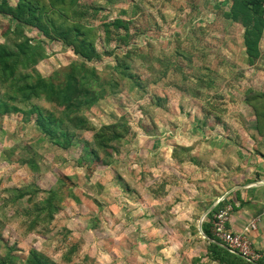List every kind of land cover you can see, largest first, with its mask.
I'll use <instances>...</instances> for the list:
<instances>
[{
  "label": "rangeland",
  "instance_id": "1",
  "mask_svg": "<svg viewBox=\"0 0 264 264\" xmlns=\"http://www.w3.org/2000/svg\"><path fill=\"white\" fill-rule=\"evenodd\" d=\"M228 1H79L80 20L98 28L99 57L88 65L102 72L123 50L145 55L132 65L145 88H121L84 112L96 128L117 123L127 129L110 163L87 164L91 132H75L68 145L56 146L36 130L33 116H0V257L7 246L21 259L35 249L56 264H217L208 255L209 261L202 260L208 246L195 228L200 214L186 229L165 213L181 198L203 194L191 193L188 185L202 173L199 167L211 166L205 158L215 159L218 135L234 121L230 111L228 116L233 102L222 93L231 92L233 73L245 60L237 47L242 27L223 16ZM116 18L129 26L127 45L121 29L103 32ZM7 26L0 16V43L11 44ZM24 33L48 55L33 67L42 76L80 61L37 29ZM231 48L235 56L227 53ZM152 167L161 169L154 180ZM13 188L54 191L58 210L52 220L39 219L31 228L46 193L13 201L6 192ZM167 189L173 203L165 198ZM26 209L29 216L22 214Z\"/></svg>",
  "mask_w": 264,
  "mask_h": 264
},
{
  "label": "trees",
  "instance_id": "2",
  "mask_svg": "<svg viewBox=\"0 0 264 264\" xmlns=\"http://www.w3.org/2000/svg\"><path fill=\"white\" fill-rule=\"evenodd\" d=\"M0 0V16L8 21L5 35L12 39L11 44L0 43V116L19 113L34 117V125L49 143L61 146L69 144L75 132H91L92 145H88L87 164L92 162L110 163L117 151L116 144L123 140L127 129L117 123L96 128L85 117L84 112L103 100L106 96L116 95L121 88L132 91L144 90L145 84L136 76L132 65L136 58L146 60V56L123 50L114 56L115 64L101 71L89 62L98 58L95 40L98 28L80 20V0ZM223 16L232 23L243 27V45L249 57H254L264 23V0H231L228 11ZM35 28L47 40L60 42L70 49L80 61H71L47 76H42L33 67L48 55L39 44L27 37L25 29ZM105 35L113 30H122L125 45L129 36L126 21L116 18L103 25ZM119 36V35H118ZM107 40V39H106ZM20 103L28 105L23 109ZM40 103V104H39ZM65 146V145H64ZM37 191L46 193L40 198L37 220L50 221L58 210L56 194L52 190L33 192L18 188L7 189L13 201H33ZM77 199V198H76ZM221 206L219 203L202 222L205 237L219 242L210 232L208 223L212 214ZM31 211L22 214L29 216ZM16 215H22L17 214ZM43 216V218H41ZM3 223L0 221V239ZM206 242H208L206 240ZM207 255L219 264H246L239 255L231 253L217 244L208 242ZM6 253L0 257V264H18L20 257L15 256L12 247H5ZM21 264H56L45 254L30 249ZM239 261V262H238ZM249 264V262H247Z\"/></svg>",
  "mask_w": 264,
  "mask_h": 264
},
{
  "label": "crops",
  "instance_id": "3",
  "mask_svg": "<svg viewBox=\"0 0 264 264\" xmlns=\"http://www.w3.org/2000/svg\"><path fill=\"white\" fill-rule=\"evenodd\" d=\"M227 3L230 6L231 0ZM234 24L239 26L237 23ZM243 31L242 27L240 42H243ZM237 47L244 57L245 64L242 68L234 70L231 92H225L224 89L222 93L224 99L230 98L233 102V108L230 110L229 107L228 110V116L230 111L234 118L233 124L227 126L226 130L224 126L221 134L218 135L215 159L205 158L204 161L207 164L210 162L211 166L199 167L198 172L202 173L196 178L194 185H188L191 193L200 191L203 194L197 197L193 195V199L189 200L185 198L186 201L181 198L175 202V205L169 207L168 213L165 214L169 215L168 217L172 219L170 221L175 226L186 229L192 228L195 217L200 214L195 228L203 237L205 235L202 233V223L199 229V220L205 212V205L210 203L208 204L210 206L218 200V204L221 203L220 207L230 205L232 211L227 223L230 230L239 232L248 223L256 222L255 228L249 233V238L254 249L261 254V258L252 262L242 258L227 246V248L220 247L239 255L249 264H264V23L254 57L248 59L242 43ZM231 49L227 50V53L235 56L234 48ZM148 171V174L152 172L154 180L161 169L156 171L152 167V170L148 169ZM167 192L170 194L165 198L170 200L174 193L169 189ZM147 196L153 199L155 193H147ZM207 223L211 232L210 221ZM204 239L211 242L207 237ZM204 255L202 260L209 261L207 253Z\"/></svg>",
  "mask_w": 264,
  "mask_h": 264
},
{
  "label": "built area",
  "instance_id": "4",
  "mask_svg": "<svg viewBox=\"0 0 264 264\" xmlns=\"http://www.w3.org/2000/svg\"><path fill=\"white\" fill-rule=\"evenodd\" d=\"M230 205L218 208L210 219L211 234L221 240L228 248L236 251L242 258L255 262L261 258L250 241L249 233L255 228L256 222H250L239 232H234L227 227L230 212Z\"/></svg>",
  "mask_w": 264,
  "mask_h": 264
},
{
  "label": "water",
  "instance_id": "5",
  "mask_svg": "<svg viewBox=\"0 0 264 264\" xmlns=\"http://www.w3.org/2000/svg\"><path fill=\"white\" fill-rule=\"evenodd\" d=\"M218 202H219V200L218 201H216V202H214V203H212L206 210H205V212L202 214V216H201V218H200V220H199V229H200V226H201V223H202V221H203V219L212 211V210H214V208L218 205ZM201 231V230H200ZM204 238H206L205 236H203ZM209 241H211L212 243H214V244H217V245H219V246H223L224 248H227L225 245H222L220 242H217V241H215V240H213V239H210V238H207Z\"/></svg>",
  "mask_w": 264,
  "mask_h": 264
}]
</instances>
